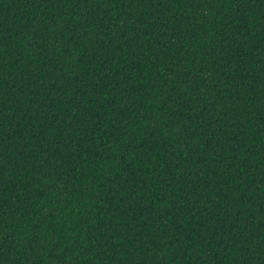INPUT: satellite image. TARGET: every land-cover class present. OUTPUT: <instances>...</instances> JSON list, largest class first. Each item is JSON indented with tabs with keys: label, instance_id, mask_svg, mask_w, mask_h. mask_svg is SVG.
<instances>
[{
	"label": "trees",
	"instance_id": "16d2710c",
	"mask_svg": "<svg viewBox=\"0 0 264 264\" xmlns=\"http://www.w3.org/2000/svg\"><path fill=\"white\" fill-rule=\"evenodd\" d=\"M0 264H264V0H0Z\"/></svg>",
	"mask_w": 264,
	"mask_h": 264
}]
</instances>
